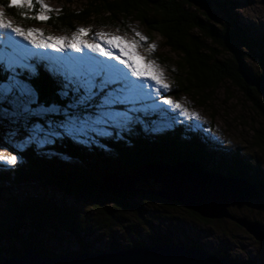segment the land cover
Masks as SVG:
<instances>
[{"label": "trees", "instance_id": "1", "mask_svg": "<svg viewBox=\"0 0 264 264\" xmlns=\"http://www.w3.org/2000/svg\"><path fill=\"white\" fill-rule=\"evenodd\" d=\"M211 1L214 11L218 8L223 13H230L227 11L232 4L229 0ZM6 3L7 0H0V6L4 7L7 16L16 22L30 25L43 23L56 32L74 31L76 24L91 19L103 21V24L105 20H110L115 25L133 19L146 28L150 37L158 36L165 46L180 58V62L173 66L174 96L178 94L200 96L201 106L206 108L202 100L205 93L229 82L242 92L264 120V99L239 73L242 63L251 77H257L246 62L249 58L260 61L261 72H264V54L258 52L260 47L250 31L231 17L228 19L226 16L227 19H223L217 15V23L214 24L204 12L194 8L187 0H89L86 8L80 12L68 8L48 15L49 19L46 22H37L31 18H21L18 14L20 10L7 7ZM34 14L28 12L29 17ZM37 71L39 77L31 83L38 91L40 101L46 106L53 101L63 103L57 94L61 90L60 84L63 80L61 76L54 80L45 68L40 66ZM27 76L28 72H21V79L27 81ZM6 77L5 67L0 64V80ZM262 77L264 76L261 75ZM0 128L2 129L1 126ZM1 133L4 131L0 130V140H3L4 136L2 137ZM183 135H186L183 127H177L163 133L162 137L149 140L144 129L136 125L131 131L116 133L113 130L111 136L107 138L93 140L85 137L84 142L81 144L78 142L77 145L67 138H53L48 152L37 153L35 147L25 151L16 148L17 152H13V146L6 144V148L12 154L18 155L20 163L12 172L0 173V183H11L18 187L38 182L51 186L90 208L85 212L78 208H60L51 199L42 196L26 195L7 199L0 207V262L8 257L21 256L30 246L35 247L46 257L59 255L42 244L40 235L46 231L70 234L78 241L79 253L94 251L84 236L94 235L92 233L95 232L112 234L115 227L123 228L128 219L126 213L139 211L142 206L140 201L143 199L168 207L180 206L160 200L152 194L154 188L146 187L144 183L137 186L140 190L138 193L117 195L103 187V180L111 175L133 174L149 164L173 165L191 161L203 166V170L206 169L204 164L209 160V153L205 149V144L201 143L200 135L188 134L189 142L181 140ZM258 138L255 144L264 158L263 137ZM103 148H107L109 152H104ZM59 156L72 159L75 163H70ZM212 167L213 170L208 169L209 172L223 174L222 172L226 170L227 174H223L225 176L245 179L258 187L259 184L264 185V180L250 174L252 166L249 161L237 159L233 166ZM191 215L203 222H212L193 212ZM152 222L149 220V224ZM162 241L159 237L150 236L149 243H130L125 247L112 241L108 250L154 246ZM78 252L65 254L74 256L79 254ZM218 254L229 256L224 252Z\"/></svg>", "mask_w": 264, "mask_h": 264}, {"label": "rangeland", "instance_id": "2", "mask_svg": "<svg viewBox=\"0 0 264 264\" xmlns=\"http://www.w3.org/2000/svg\"><path fill=\"white\" fill-rule=\"evenodd\" d=\"M214 1L218 2L223 0ZM229 1L230 4L232 3L231 6L227 8V11L230 13H223L216 8V14L223 19H227L226 16H228V19L231 17L245 29L249 30L260 47L258 52L261 51V55H263L264 0ZM88 2L89 0H44V3L53 9V11L47 15L56 14L68 8L80 12L86 8ZM193 7L197 8L195 6ZM6 19L8 22L17 26L40 29L45 35H51L53 37L67 36L70 38L78 28L91 29L87 35L82 37V39L86 41H91L96 32L112 33L115 36L122 37L123 39L114 40L113 43L121 45L126 50V54L131 56V59L135 61L139 68L147 71L149 74L153 73V69L148 67L145 60L140 59V57L143 56L146 60L150 61L157 70L163 73V83L168 84L170 90L167 92L161 90L162 97L172 99L174 103H179L184 107L188 113H195L200 117V119H196L194 116H184L178 109H173L169 105L161 104L160 97L153 91L151 96H145L141 103L136 105L141 111L133 113L131 123H128L126 126L109 128L107 133L103 135L90 133L87 136L77 137L75 139L69 137L57 139L67 138L77 145L78 142L80 144L84 142L85 137L93 138V140L97 138H107L111 136L113 130L116 133L126 132L131 131L134 126L138 125L144 129L149 140H152L155 137H162L163 133H166L168 130L183 127V131L186 135L182 136V141H188V134L195 133L200 135L201 143L205 144V149L209 153V160L204 164L206 168L204 171L209 172L208 169L213 170L212 165L215 168L218 166L225 168L227 166H233L237 159L241 161L246 160L249 161L252 166V168H250V174L258 178L260 177L262 181L264 180V158L255 144V142H257L256 139H259L258 136H262L264 141V120L261 118L257 109H255V107L243 96L242 92L234 84L229 82L220 85L214 90H208L205 93V97L202 100L205 102L206 108L201 106L200 96L187 94H178L174 96V94H172V84L175 80V72H173L175 67L173 66L177 62H180V58L172 53L158 36L150 37L146 28L139 22L132 19V21L130 20L127 22L124 20L115 25L112 24L110 20H105L104 24L106 23L107 25H104L103 21L99 20L98 22L96 21L97 19H91L88 22L76 24L74 31L56 32L43 23L35 25L19 23L8 17L7 14ZM212 23L216 24L217 22ZM134 32L141 33V35L146 38V43L155 46L154 49L149 51L145 44L133 46L130 41L135 38ZM3 35L7 37L8 34L3 33ZM33 38L39 39L40 37L33 35ZM56 42L60 44L64 43L62 40ZM101 47L106 46L101 45ZM0 53H3L5 57L13 60H15V57L18 55H28V63L32 68L36 70L38 66L45 68L47 73L54 80H57L59 75H54L52 72L48 71V69L51 67H59L70 57H83L94 61H103L106 64H115L118 69L125 71L123 66L117 64L116 61H109L107 57L92 53L88 49H82L80 53L72 52L69 49H66L64 52H56L54 49H37L33 48L20 37L15 36V34L11 35L10 40L5 39L4 42H0ZM114 55H119V52L114 50ZM246 62L249 69L257 76L256 78H261V75L264 76V72H261L260 61L249 58ZM0 64L5 67L3 63ZM18 71L20 70L18 69ZM28 71V69H24L22 72ZM19 78L21 79V77ZM61 78L63 79L62 76ZM155 87L156 86L153 85V88ZM120 110L124 111V106H121ZM37 111H40L38 107ZM58 119L59 117H57V120ZM32 124H36L38 128H44L45 131H47V118H33L29 121L26 128L5 120L3 124L0 125L2 127L0 130L4 131V133H1L4 139L0 140V144L4 146L0 147V154L14 155L6 148V144L21 151L35 147L37 153L48 152V150H50L49 145H51L52 142H46L41 145L38 140L29 141L27 139ZM18 127H21V131L15 136L10 135V133H13ZM39 139H42V137ZM103 149L104 152H109L107 148ZM59 158L70 163H75L72 159H67L64 156H59ZM19 163V158L12 165L0 161V173L12 172ZM222 173L227 174V171L225 170ZM141 185H143V183H139V186ZM144 185H146V187H153L154 190L160 187L154 180ZM0 187L3 188L2 197H0V207L11 197L21 198L28 195L35 197L42 196L51 199L60 208H78V210L82 212L90 208L76 201L73 197L66 196L58 192L55 188L38 182L18 187L11 183L1 182ZM257 191L259 195L256 199L250 201L251 206L243 205L241 209H229V212L235 217L240 216L237 218H245L252 223H257L264 231V185L259 184V187L257 186ZM140 203L142 206L139 211L136 213H126L128 219L123 225V228L115 227L112 234H104L103 232H95L92 233L94 235L91 236L86 234L84 239L89 243L92 250H107L112 241L118 242L121 247H125L130 243H149L150 236H154L159 237V239L162 237L161 240L165 242H167V240L175 243L182 241L190 247H194L196 243L203 247L204 250L213 254H218L219 252L228 253L229 256L227 257L240 263L264 264V244L257 241L247 230L230 219L211 220L212 222L206 223L193 217L191 215L192 212L182 206L168 207L158 202L151 203L150 200L144 199L140 201ZM138 214L142 216V220L139 219ZM241 216H247L248 218ZM144 219L147 221L143 222ZM149 220L153 221L152 224H149ZM40 240L43 242V245L56 254H65L67 252L75 253L79 251L77 239L64 232L46 231L45 234L40 235Z\"/></svg>", "mask_w": 264, "mask_h": 264}, {"label": "snow or ice", "instance_id": "3", "mask_svg": "<svg viewBox=\"0 0 264 264\" xmlns=\"http://www.w3.org/2000/svg\"><path fill=\"white\" fill-rule=\"evenodd\" d=\"M6 6L19 9L18 14L21 18L42 22H46L49 19L47 14L53 11L44 0H7ZM28 12L35 14L29 17ZM90 31L91 29L78 28L70 38L45 35L40 29L24 28L8 22L4 7L0 6V42L10 40L11 35L15 34L37 49H54L56 52L69 49L76 53L88 49L92 53L107 57L109 61H116L125 69L121 71L115 64H106L103 61L70 57L59 67L48 69L54 75L63 77L61 90L57 93L63 103L53 101L46 106L39 100L38 91L31 83L39 77V72L28 63L29 56L18 55L13 60L0 53V63L5 65L7 73L6 79L0 80V125L8 120L12 124L26 128L33 118H47V131L32 124L27 136L29 141L38 140L41 145L51 143L53 138L75 139L90 133L103 135L109 128L124 127L131 123L132 114L141 111L136 105L140 104L145 96H151L153 91L160 97L161 104L178 109L184 116L200 119L197 114L188 113L179 103L162 97L161 90L164 92L170 90V86L163 83V73L143 56L140 59L145 60L148 67L153 69V73L149 74L139 68L121 45L113 43L114 40L123 39L122 37L112 33L96 32L91 41L82 39ZM3 33H7V37ZM33 35L40 38L35 39ZM134 36L135 38L130 41L133 46L145 44L149 51L154 49L155 46L146 43V38L141 33L134 32ZM61 40L64 41L63 44L56 42ZM114 50L118 51L119 55H114ZM24 69L29 70L28 82L19 78ZM153 85L156 87L153 88ZM121 106H124V111L120 110ZM37 107L40 111H37ZM21 127L10 135L18 134ZM40 137L42 139H39ZM3 146L0 144V147ZM12 150L17 152L15 147H12ZM17 159L18 155L0 154V161L9 165L14 164Z\"/></svg>", "mask_w": 264, "mask_h": 264}, {"label": "water", "instance_id": "4", "mask_svg": "<svg viewBox=\"0 0 264 264\" xmlns=\"http://www.w3.org/2000/svg\"><path fill=\"white\" fill-rule=\"evenodd\" d=\"M216 22L218 16L211 0H187ZM239 73L244 81L256 88L264 99V77L253 78L241 63ZM151 180L160 185L152 194L168 203L178 204L202 218L230 219L264 244V231L257 223L237 218L229 209L251 206L258 197L257 186L245 179L207 172L195 162L177 164H149L139 171L124 176L111 175L103 180V187L117 195L138 193L139 183ZM3 188L0 187V197ZM142 219V216H140ZM0 264H237L232 258L213 254L200 245L190 247L184 242L162 241L154 246L116 248L113 250L84 251L74 256L59 254L43 256L35 247H27L21 256L5 258Z\"/></svg>", "mask_w": 264, "mask_h": 264}, {"label": "bare ground", "instance_id": "5", "mask_svg": "<svg viewBox=\"0 0 264 264\" xmlns=\"http://www.w3.org/2000/svg\"><path fill=\"white\" fill-rule=\"evenodd\" d=\"M238 217V216H237ZM177 244V243H176Z\"/></svg>", "mask_w": 264, "mask_h": 264}, {"label": "flooded vegetation", "instance_id": "6", "mask_svg": "<svg viewBox=\"0 0 264 264\" xmlns=\"http://www.w3.org/2000/svg\"><path fill=\"white\" fill-rule=\"evenodd\" d=\"M166 237V236H165ZM162 238V237H161Z\"/></svg>", "mask_w": 264, "mask_h": 264}]
</instances>
